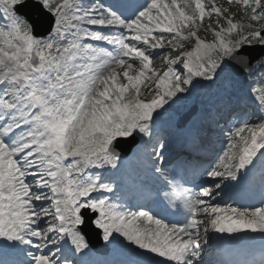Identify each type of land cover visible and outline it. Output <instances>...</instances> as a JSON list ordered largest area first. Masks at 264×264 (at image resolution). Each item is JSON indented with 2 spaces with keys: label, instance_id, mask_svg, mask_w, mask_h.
Returning <instances> with one entry per match:
<instances>
[{
  "label": "snow or ice",
  "instance_id": "obj_1",
  "mask_svg": "<svg viewBox=\"0 0 264 264\" xmlns=\"http://www.w3.org/2000/svg\"><path fill=\"white\" fill-rule=\"evenodd\" d=\"M201 80L246 86L260 115L221 129L192 178L166 162L156 123ZM136 136L155 198L133 211L110 173ZM258 166L264 0H0V250L22 257L0 264H77L89 225L135 246V264H203L210 230L264 234V201L218 202Z\"/></svg>",
  "mask_w": 264,
  "mask_h": 264
},
{
  "label": "rangeland",
  "instance_id": "obj_2",
  "mask_svg": "<svg viewBox=\"0 0 264 264\" xmlns=\"http://www.w3.org/2000/svg\"><path fill=\"white\" fill-rule=\"evenodd\" d=\"M217 2L221 3L222 1L217 0ZM225 6H227V5L225 4ZM163 58H164L163 54H161L159 57H154V60H153L154 66L159 65L162 62ZM195 85H197V83L194 82V86ZM194 86H191V87H194ZM181 95H182V99L178 100L176 103H174L172 105L175 106L176 108H178V110L181 109V111L182 110L187 111L192 106V104L194 102H192L191 99L186 98L185 94H181ZM178 120H179V112L177 111V109H173V110L167 111L166 113L165 112L162 113V115L157 119L156 125L157 124H163L167 127H170L172 125H176ZM145 139H147V138H145ZM161 141H163V139ZM143 142H145V141H143ZM154 142L155 141H153V143ZM148 148L150 149V146H148ZM147 157H148V154H145L146 159H147ZM123 164L124 163L121 161L120 164L118 165V168L115 170H112V173L110 175H115L116 172L118 173V171L123 168ZM150 164H151L150 166H152V161H150ZM225 200H226V196L223 195V193H222L221 197L218 198L219 203H221L222 205L227 204V205H231L233 207H237L235 199L230 198L228 201H225ZM230 235L232 236V238H231L232 240H237V238H238L237 234H229L227 236H230ZM226 238H228V237H226ZM208 239L209 238H206V242ZM206 242L202 244V247H204L206 245Z\"/></svg>",
  "mask_w": 264,
  "mask_h": 264
},
{
  "label": "bare ground",
  "instance_id": "obj_3",
  "mask_svg": "<svg viewBox=\"0 0 264 264\" xmlns=\"http://www.w3.org/2000/svg\"><path fill=\"white\" fill-rule=\"evenodd\" d=\"M122 243H125L129 248H132V249L135 247V246H129L126 240H122Z\"/></svg>",
  "mask_w": 264,
  "mask_h": 264
},
{
  "label": "trees",
  "instance_id": "obj_4",
  "mask_svg": "<svg viewBox=\"0 0 264 264\" xmlns=\"http://www.w3.org/2000/svg\"><path fill=\"white\" fill-rule=\"evenodd\" d=\"M242 93H243V94H245V93H246V90H245V88H243V91H242Z\"/></svg>",
  "mask_w": 264,
  "mask_h": 264
},
{
  "label": "water",
  "instance_id": "obj_5",
  "mask_svg": "<svg viewBox=\"0 0 264 264\" xmlns=\"http://www.w3.org/2000/svg\"><path fill=\"white\" fill-rule=\"evenodd\" d=\"M260 52V49H258L257 51H256V53H259ZM189 114H192V112L191 113H189ZM136 142V141H135Z\"/></svg>",
  "mask_w": 264,
  "mask_h": 264
}]
</instances>
